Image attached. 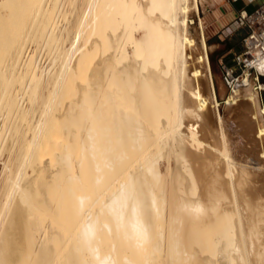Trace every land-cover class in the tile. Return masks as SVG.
I'll return each mask as SVG.
<instances>
[{"label": "bare ground", "instance_id": "bare-ground-1", "mask_svg": "<svg viewBox=\"0 0 264 264\" xmlns=\"http://www.w3.org/2000/svg\"><path fill=\"white\" fill-rule=\"evenodd\" d=\"M189 1L0 0V264H264V109L235 163Z\"/></svg>", "mask_w": 264, "mask_h": 264}, {"label": "rangeland", "instance_id": "rangeland-1", "mask_svg": "<svg viewBox=\"0 0 264 264\" xmlns=\"http://www.w3.org/2000/svg\"><path fill=\"white\" fill-rule=\"evenodd\" d=\"M225 3H226V0H190L189 5H190L191 9H190V13L188 14V18H187V21L185 24L187 26L188 37L191 41H193L199 45V44H201V41L203 40V35L205 36V41H206V46H207V55H208V60H209V66H210V72H211L213 87H214V96H215L216 104H217V112L223 120L224 126L226 127L225 131L227 132V135L229 134L228 137L230 140L227 141V142H229V143H227L229 155H231V158H232V156L233 157L235 156V155H233V153L235 152V154H237V152H238V156H235L234 158H232L233 161L235 163H236L235 160H238L237 163L239 161H240L239 163H245V162L248 163V161H246V159L243 156V152L245 150L248 153L250 151L248 149H251L250 147L253 146V145H251L252 144L251 141L247 140V138H249L251 136V133L249 132V124H245L242 122L236 123L237 120H239L238 117L241 118L244 115H246V113L239 108V103L236 101L231 103L230 105H227V97H228V95L231 94V91L223 83L221 72H220V66H219L221 54H223L229 47L233 48L231 53H236V52H239L241 50L240 40L244 36L245 30H244V28H241L238 25H235V20H234L232 22V24H230L228 26L230 29H232V31L234 32V35L230 39V41L226 42V45L221 43V42H218L219 40H217V38H210V35L213 33L212 31H213V28L215 27L217 21H222L225 18L226 10H223V5ZM263 3H264V0H257V2L255 4H253L251 7H248L246 9V11L248 13H250L253 11V9L255 7H258V6L262 5ZM195 4H196V7H195ZM183 22H184V18L182 16H180L179 17V24L183 25ZM231 25H233V27H238V29L233 30ZM39 42L30 43V45L28 44L29 46L27 45V54H29V55L33 54L34 55L36 53L37 56H36V54H35V56L38 58L39 63L41 62L40 66L41 67L44 66L43 69L47 71V68L49 69L53 63L52 61L54 60V57H55V55H54L55 50L51 51V48L49 49L48 47L44 46L41 42L40 43ZM36 43H37V45H35ZM38 43L40 44V46L38 45ZM42 47H43V49H42ZM47 48H48V50H47ZM41 49H42V51H41ZM227 57H228V58H226V59H228L227 62H226L225 58L222 59L221 62H222V64L231 65L232 64V63H230L231 54H229ZM54 71H56V70H54ZM259 82H260V84L264 83V78H263V80H260ZM260 96H261L260 104H261L262 108H264V91L261 92ZM27 98H28V100H27ZM29 100H31V99H29V97L25 96L22 99L21 105L23 104V107H27ZM34 118L35 119H33V121L36 120L37 114L34 115ZM8 122H9V120H7L6 123H8ZM7 133H9V132H7ZM8 136H9V134H8ZM8 136L5 134V137L7 139L5 138L6 141L5 140L4 141L6 144L9 141L8 138H10ZM5 143H4V145H6ZM233 143H234V145H233ZM233 150H235V151H233ZM7 157H8V155H7V153H5V151L4 152H3V150L0 151V187H1V184L3 181V173H2L1 164L6 162ZM235 158H237V159H235ZM166 164L167 163H164V162L160 163V166H161L160 171L163 175L162 182H166L169 178L168 175L166 174ZM260 173L264 176L263 170L262 171L260 170ZM170 234H171L170 232H166V238H168V239L165 242V244H167L168 241L170 240V238H171ZM171 236L173 237V235H171ZM163 248H164V245H163L162 249ZM65 250L66 251H64V250H62V251H63V253L65 252V254H66L67 248H65ZM121 252L123 255L124 254L125 255L123 256L121 254ZM121 252L118 254L121 256V258H119V260L121 261L120 264H122V263L125 264L126 263L125 261L127 260L126 258H128V260H129V257L131 255H130V252H128V251H125L126 252L125 253V252H123V250H121ZM166 253H164V255L161 254V257L158 255L156 258H152V256L153 257L155 256L154 254L152 256L150 255V259H148V257H147V259L150 260L148 264H150L151 262H152L151 264H154V262H155V264H165V263L169 264L168 259L170 258L169 257L170 254H166ZM61 255H64V254H61ZM123 257L124 258L126 257L125 258L126 260H124ZM131 257H132V260L138 258V257L136 258V256H134V255H132ZM162 257L165 259H163ZM61 259L63 260L62 257H61ZM64 259H65V256H64ZM141 259L142 258H140V260ZM137 260H139V259H137ZM143 260H144V258L142 259V261Z\"/></svg>", "mask_w": 264, "mask_h": 264}, {"label": "built area", "instance_id": "built-area-1", "mask_svg": "<svg viewBox=\"0 0 264 264\" xmlns=\"http://www.w3.org/2000/svg\"><path fill=\"white\" fill-rule=\"evenodd\" d=\"M257 0H246L248 5ZM235 25L244 28L245 35L241 39L242 50L232 58V64L220 63L223 83L232 91L245 87L246 80L255 79L261 102V92L264 91V3L251 13L241 11L235 19ZM264 109V108H263Z\"/></svg>", "mask_w": 264, "mask_h": 264}, {"label": "crops", "instance_id": "crops-1", "mask_svg": "<svg viewBox=\"0 0 264 264\" xmlns=\"http://www.w3.org/2000/svg\"><path fill=\"white\" fill-rule=\"evenodd\" d=\"M252 5H248L246 3V0H226V3L223 5V10H226L225 18L222 21H217L215 27L213 28V31H212L213 33L210 35V38H217V40H219L218 42H221V43L226 45V42L230 41V39L234 35V32L232 31V29H230L228 26L230 24H232V22L238 17V15L241 11H246V9L248 7H251ZM255 8L253 10H255ZM231 27L233 28V30L238 29V27H233V25H231ZM205 43H206V41H205ZM240 46H241V40H240ZM232 50H233V48L229 47L223 54H221L220 63H222L221 60L224 58L227 62L228 59H226V58H228L227 56L229 54H231L230 63H232V58L241 52L242 47H241V50L239 52H236V53H231ZM226 65H228V64H226Z\"/></svg>", "mask_w": 264, "mask_h": 264}, {"label": "trees", "instance_id": "trees-1", "mask_svg": "<svg viewBox=\"0 0 264 264\" xmlns=\"http://www.w3.org/2000/svg\"><path fill=\"white\" fill-rule=\"evenodd\" d=\"M263 80V79H262Z\"/></svg>", "mask_w": 264, "mask_h": 264}]
</instances>
